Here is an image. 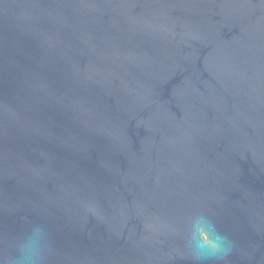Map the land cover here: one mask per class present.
I'll return each instance as SVG.
<instances>
[{
	"label": "water",
	"instance_id": "water-1",
	"mask_svg": "<svg viewBox=\"0 0 264 264\" xmlns=\"http://www.w3.org/2000/svg\"><path fill=\"white\" fill-rule=\"evenodd\" d=\"M0 264H264V0H0Z\"/></svg>",
	"mask_w": 264,
	"mask_h": 264
}]
</instances>
